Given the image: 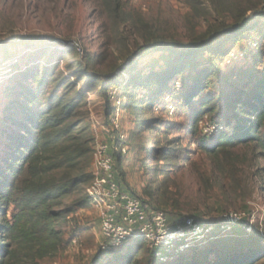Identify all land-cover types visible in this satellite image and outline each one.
I'll use <instances>...</instances> for the list:
<instances>
[{"label": "rangeland", "instance_id": "rangeland-1", "mask_svg": "<svg viewBox=\"0 0 264 264\" xmlns=\"http://www.w3.org/2000/svg\"><path fill=\"white\" fill-rule=\"evenodd\" d=\"M229 1L241 9H264V0ZM103 2L0 0V169L10 153V137L22 134V127L16 124L46 108L55 93L58 99L77 102L76 114L90 127L93 149L107 140L115 160L118 149L114 139L118 134L107 137L104 130L109 126L114 105L117 106L121 134L132 150L115 162L118 181L145 205L164 211L170 220L193 216L209 225L216 224L224 211L264 208L261 151L249 142L237 144L230 153L233 169L228 170L221 156L210 157L198 143L200 133L209 138L215 135L214 125L205 117L198 134L192 136L190 112L178 103L181 79L188 73L184 57L187 53L179 43L187 42L191 29L201 31V20L187 17L189 10L176 0H120L125 18L122 21L108 14ZM255 29L258 36L264 32V18L257 20ZM244 36L255 35L246 31ZM157 38L158 44L161 39L176 44L169 43L167 52L158 50L162 45L139 49L145 40L156 42ZM230 44L224 45L228 48ZM254 48L252 41L239 43L231 52L233 55L223 64L221 61L220 70L249 68L251 63L242 55L244 50ZM204 50L197 51V57L204 54L197 58L201 62L205 61ZM174 72L178 75L168 81ZM44 75L46 81L40 91L38 78ZM119 84L122 88L118 90ZM212 89L218 91L217 87ZM107 90H116L118 100L107 103ZM77 92L82 93L78 98ZM170 104L175 106L172 114L168 110ZM149 123H153L150 130L145 127ZM155 144L161 152L158 163L151 159ZM144 149L146 153H138ZM76 216L72 224L88 228L94 243L85 247L80 236L68 233L58 255L40 264H126L130 260L156 264L151 250L141 240L130 241L116 251L101 252L95 209L89 205L78 210ZM215 240L209 246L187 249L181 259L171 263L214 264L215 251L236 247L241 256H247L239 264H246L264 252L250 255L247 238H227L224 234ZM258 246L264 248L262 244ZM258 264H264V257Z\"/></svg>", "mask_w": 264, "mask_h": 264}, {"label": "trees", "instance_id": "trees-1", "mask_svg": "<svg viewBox=\"0 0 264 264\" xmlns=\"http://www.w3.org/2000/svg\"><path fill=\"white\" fill-rule=\"evenodd\" d=\"M176 1L189 10L187 17L201 20L203 27L198 33L191 29L186 36L187 42L179 43L180 49L187 53L184 57L188 73L181 79L178 103L190 112L192 136L198 134L199 123L205 117L216 127L211 138L200 133V149L210 157L221 156L226 168L232 170L230 153L237 144L252 143L264 155V32L258 36L255 29L257 20L264 18V9H241L239 4L229 0ZM103 3L109 15L125 21L120 0H104ZM249 24L251 28H247ZM246 31L256 37L246 38ZM220 38L222 40H218ZM158 40H145V45L139 49L162 45L158 50L167 52L169 43L176 44L162 39L158 44ZM247 41H252L255 48L244 50L242 57L251 66L222 72L221 61L223 64L235 46ZM227 42L231 43L228 48L224 45ZM202 48L206 53L204 62L197 60L203 58L204 54L197 57V51ZM176 75L175 72L171 74L168 81ZM45 81L46 75L38 78L40 91ZM214 87L217 92L212 89ZM119 88H122L120 84L116 89ZM162 93L163 89L158 97ZM54 94L46 108L27 116L24 123L16 124L22 127V134L10 137V153L0 169V264H40L43 260L54 259L68 233L80 236L85 247L94 243L88 228L72 222L78 210L90 205L85 191L93 180L91 165L95 141L90 127L78 119L77 102L58 99ZM81 94L77 92V98ZM152 124L145 127L150 130ZM146 151L138 150V153ZM160 157L161 152L155 144L151 159L158 163ZM120 160L118 154L115 162ZM72 197L74 199L68 202ZM226 237L249 239L250 255L264 251L258 246L264 245V236L257 231L251 236L238 231ZM214 245L218 247L217 243ZM214 253V264H239V260L247 257L241 256L236 247H224ZM262 257L264 252L246 264H258ZM126 264L137 263L130 260Z\"/></svg>", "mask_w": 264, "mask_h": 264}, {"label": "built area", "instance_id": "built-area-1", "mask_svg": "<svg viewBox=\"0 0 264 264\" xmlns=\"http://www.w3.org/2000/svg\"><path fill=\"white\" fill-rule=\"evenodd\" d=\"M116 99V90L107 93V103H113ZM116 107L114 105L108 118L109 126L104 132L107 137L118 134L114 139L116 151L120 157H124L132 150L126 146L127 140L121 134V118L115 112ZM168 110L172 114L175 111L174 104L168 105ZM212 129L217 130L215 126ZM91 173L92 184L85 192L90 199V206L97 212L98 247L101 252L116 251L130 241L142 240L151 250L157 264H168L181 257L187 249L204 245L224 234L240 231V234L251 236L257 231L264 236V208L226 211L219 215L216 224L206 225L193 216L170 220L164 211L145 205L119 183L114 154L107 140L94 148Z\"/></svg>", "mask_w": 264, "mask_h": 264}]
</instances>
